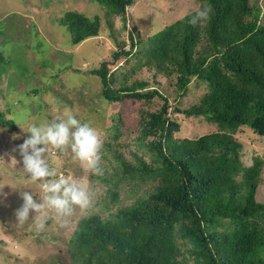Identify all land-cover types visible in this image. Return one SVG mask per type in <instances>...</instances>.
<instances>
[{"label": "trees", "instance_id": "obj_1", "mask_svg": "<svg viewBox=\"0 0 264 264\" xmlns=\"http://www.w3.org/2000/svg\"><path fill=\"white\" fill-rule=\"evenodd\" d=\"M105 9L106 25L118 17L125 28L128 7L136 0H94ZM210 4L211 19L189 23L195 12L139 42L144 60L136 68L153 69L158 75H175L179 95L193 80L206 88L198 102L179 111L185 117L203 119L217 131L196 139H176L179 124L168 118L166 96L144 81L123 84L112 93L107 81L108 62L88 73L99 78L101 96L110 103L130 100L162 101L158 111L140 115L137 147L149 156L133 155L128 162L113 148L112 172L100 165L107 189L105 219L92 214L80 218L67 246L72 264H264V202L256 201L264 157L249 167L240 162L241 143L234 139L240 127L264 137V18L248 0H202ZM69 34L72 46L98 36L100 16L87 18L69 11L57 20ZM128 50L120 45L112 62L128 57L137 42L127 35ZM10 61L0 50V74ZM78 72V71H75ZM15 124L0 111V129ZM105 159V157H103ZM156 183L151 192L134 196L120 205L122 183L139 186ZM114 210V211H112ZM112 211V212H111ZM176 232L184 244L172 247ZM159 239L166 247L152 249Z\"/></svg>", "mask_w": 264, "mask_h": 264}, {"label": "rangeland", "instance_id": "obj_2", "mask_svg": "<svg viewBox=\"0 0 264 264\" xmlns=\"http://www.w3.org/2000/svg\"><path fill=\"white\" fill-rule=\"evenodd\" d=\"M248 4L259 8L260 17L264 18V0H248ZM201 6L202 0H136L126 10L125 28L118 17L111 18L113 26L109 28L105 9L94 0H0V50L10 61L0 74V111L15 124L12 131L0 129V157L4 159L0 160V169H7L6 173H0V186L7 184L0 189V264H72L67 246L78 220L92 214L105 219L110 213L103 202L108 198L107 189L112 186L99 180L104 175L86 171L69 149L51 155L49 165L58 173L73 176L86 184L94 193L91 207L84 211L77 209L67 227H60L54 214L41 232L35 230L31 221L23 227L17 226L14 213L22 204L19 192L38 194L35 186L24 183L20 172L22 164L15 166L9 159L10 156L18 161L21 159L18 151L13 149L23 143L28 134L22 130L29 125L71 111L81 123H88L99 134L103 142L100 165L108 173L112 172L108 165L115 164L113 149L128 162H134L133 155L149 160L145 150L137 147L139 119L141 114L158 111L162 101L155 98L149 103L107 102L101 96L99 78L88 73L98 69L102 62L109 63L107 81L112 93L123 84L144 81L148 88H155L166 96L167 116L180 126L173 134L174 138L196 139L217 131L214 124L175 111L196 104L206 92L203 84L193 80L186 92L179 95L175 75L164 77L153 69L136 68L137 63L144 60L138 54L142 50L140 41L145 43L149 37ZM69 11L90 19L100 16L98 36L72 46L68 32L57 23ZM128 33H132L137 42L134 50L130 56L112 62L111 55L120 45L128 50ZM234 139L242 146L240 162L243 167H249L256 157H264V137L253 134L248 127L237 129ZM106 145L116 146L109 149ZM155 185L152 181L139 186L122 183L118 188L120 205H131L134 196L151 192ZM255 198L259 203L264 202V168ZM170 241L172 247L184 248L176 232L171 234ZM165 247L166 244L157 239L152 249L156 252Z\"/></svg>", "mask_w": 264, "mask_h": 264}, {"label": "clouds", "instance_id": "obj_3", "mask_svg": "<svg viewBox=\"0 0 264 264\" xmlns=\"http://www.w3.org/2000/svg\"><path fill=\"white\" fill-rule=\"evenodd\" d=\"M211 15L210 4L198 7L189 23L194 26L206 23ZM22 131L28 135L22 144L13 149L14 152L18 151L21 159L18 161L14 156L9 159L15 166L22 164L20 172L24 183L35 186L38 194L34 195L33 191L19 192L22 204L14 213L16 224L23 227L31 221L35 230L41 232L54 214L57 224L67 227L77 209L84 211L91 207L94 193L78 178L58 173L50 167L49 157L57 151L70 149L73 158L86 171L103 174L100 167L103 142L96 129L88 123H81L71 111L31 124ZM0 160L4 161L2 157ZM6 172L7 169H0V173ZM11 188L28 189L20 186Z\"/></svg>", "mask_w": 264, "mask_h": 264}]
</instances>
